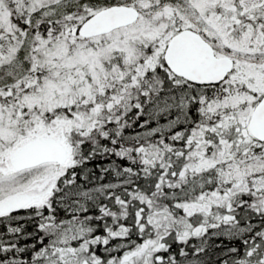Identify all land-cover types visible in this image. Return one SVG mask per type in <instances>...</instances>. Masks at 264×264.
Returning <instances> with one entry per match:
<instances>
[{
    "label": "snow or ice",
    "instance_id": "1",
    "mask_svg": "<svg viewBox=\"0 0 264 264\" xmlns=\"http://www.w3.org/2000/svg\"><path fill=\"white\" fill-rule=\"evenodd\" d=\"M0 264H264V0H0Z\"/></svg>",
    "mask_w": 264,
    "mask_h": 264
}]
</instances>
